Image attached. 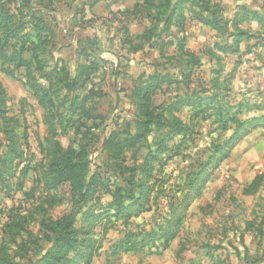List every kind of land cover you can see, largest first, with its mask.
Here are the masks:
<instances>
[{"label": "rangeland", "instance_id": "374dc122", "mask_svg": "<svg viewBox=\"0 0 264 264\" xmlns=\"http://www.w3.org/2000/svg\"><path fill=\"white\" fill-rule=\"evenodd\" d=\"M3 15L0 57L26 63L0 58V264H46L54 222L80 248L60 264H264V0H0ZM58 147L79 155L55 186Z\"/></svg>", "mask_w": 264, "mask_h": 264}, {"label": "trees", "instance_id": "16d2710c", "mask_svg": "<svg viewBox=\"0 0 264 264\" xmlns=\"http://www.w3.org/2000/svg\"><path fill=\"white\" fill-rule=\"evenodd\" d=\"M171 14H172V12H171ZM178 15L181 17L180 14H178ZM249 15H250L249 13H246L244 18H248ZM3 17L4 18L0 19V26H3V27L5 25H8L9 27L10 26H13V27L15 26V25H13L14 22L12 20V16L3 15ZM167 19L169 20V17ZM210 23L212 25H216L214 19L211 20ZM20 25H18V28H20ZM40 30L41 31H43V30L46 31L47 28L45 26H41ZM245 35H246V32H244V31L238 32L235 35L232 44L229 46V48L226 51H229V52L236 51L238 49L237 48L238 47V45H237L238 42L240 41L241 37H243ZM34 36L37 37L36 38L37 41H35V40L33 41L32 40L33 41L32 45L36 44L38 46L39 45L40 34H36V35L34 34ZM21 38L23 39V41H26L28 38L29 39L31 38V35L22 34ZM22 50H24V45H22ZM189 57H191L193 60H196L195 56L193 54H189ZM0 58L5 60V61H14L15 60L18 65H20V64L24 65L26 63V60H24L22 58H16L13 54H11V55H5L4 54V56H1ZM64 77H66V76H64ZM148 90H149L148 87L147 88H139V87H137L135 89V92H134V96L136 97V99L138 101V109H139L138 111H139V114L141 116L142 115H146L147 112H149V111H147L148 108H149V103H150L149 99L147 98ZM242 124H239L237 127H240ZM138 139H140V135L139 134L134 135V137L131 139V144L136 143L138 141ZM78 155H79V153H77L73 148H68V149H65V150H63V149H61L59 147L57 148V153L55 154V160L51 164V169H50V172H49L50 177H52V179L54 180L53 184L55 186L71 179L72 175L74 174V170L76 168V165H77L76 160H77ZM260 178H261V176H256L249 184L244 186V188L242 189V193L245 194V195L254 194L257 191L258 187H259ZM55 224H56V222H54L52 225L50 223L48 224V225L52 226V229L56 233L53 236V238L55 240L54 245L50 249V252H52V253L51 254H50V252L48 253L49 255H47V259L45 261L46 264H60L62 262V259H63L64 256L68 255L70 252H73V251L77 252L76 255H78L79 249H80L79 247H77V243H76L77 240L74 239V238L66 239L65 237H62L61 236V231H58L57 229L54 228L53 225H55ZM174 235H175V233L173 231H170V230H166L164 232V234H163L164 246L168 245L169 240ZM81 253H84L83 256L88 258V260L90 259L91 254L87 253V247L82 249Z\"/></svg>", "mask_w": 264, "mask_h": 264}]
</instances>
